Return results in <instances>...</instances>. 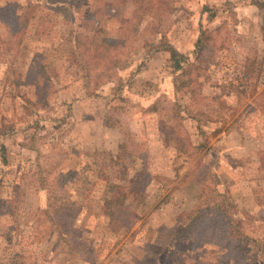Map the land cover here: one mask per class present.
Segmentation results:
<instances>
[{"label": "rangeland", "instance_id": "374dc122", "mask_svg": "<svg viewBox=\"0 0 264 264\" xmlns=\"http://www.w3.org/2000/svg\"><path fill=\"white\" fill-rule=\"evenodd\" d=\"M97 1L0 0V7L16 5L19 16L29 2L39 6L20 47L0 57V197L11 198L0 202V264H264V0H165L161 22L125 1ZM10 31L0 19L2 47ZM99 33L127 44L103 87L73 48L75 37L84 47ZM161 40L180 52L185 72L175 70L167 49H155ZM190 81L187 91L182 83ZM87 108L110 112V124L134 133L126 147L137 156L124 161L132 195L116 217L103 201L120 149L92 153L95 166L86 169L82 150L91 141L72 114L80 118ZM161 120L196 148L176 155L175 143L163 147ZM103 134L104 147L116 146V134ZM210 146L217 154L208 157ZM200 163L211 167L207 182L220 183L251 236L243 253L222 250L207 232H188L201 192L191 170ZM60 172H72L64 184ZM50 184L63 214L56 220L46 214Z\"/></svg>", "mask_w": 264, "mask_h": 264}, {"label": "trees", "instance_id": "16d2710c", "mask_svg": "<svg viewBox=\"0 0 264 264\" xmlns=\"http://www.w3.org/2000/svg\"><path fill=\"white\" fill-rule=\"evenodd\" d=\"M120 1H125V3L137 6L138 12L144 11L145 14L151 17L150 20L152 19L154 21L159 20L161 22L162 16H158L157 13L162 11L164 14V12H166L165 0H113L109 2L107 1V3L109 6H112L114 3ZM100 2L101 0H98L97 5ZM102 3H106V1L103 0ZM38 8V4L29 2L24 10V14H20L19 16L16 5L0 7V19L8 23L11 30L8 46L2 47L0 45V57H6L14 49L20 47L23 39L25 38V34L27 33L29 21L32 19L31 17L34 18L37 15ZM135 19L136 18H130L129 21H126V23L131 26ZM209 36L210 35L208 34H204L199 39L198 51L194 59L195 62H198V60L202 58L204 44ZM90 38L89 42L84 47H81V39L79 36L75 37L73 41V48H75L74 53L77 54V58L82 61L80 63H83L84 67L88 70V76L91 77L92 73L96 72L97 81L100 84H103L107 81H110L114 77L115 71L118 69V66H120L123 58L126 57L127 44L122 38L118 39L112 36H105L104 34L102 35L100 33L97 34V36ZM154 45L156 48L168 49L170 51L171 59L176 71H182L181 73H183V71L185 72L187 70V68L183 66L180 53L173 46H171L169 43H163V40L156 42ZM74 53L73 56H75ZM77 58L74 57V60L76 59V63L78 61ZM6 61L8 62V65L13 64L12 61L10 62V60L6 59ZM210 61L211 60L208 61L209 64ZM41 70L43 71V69H40L39 73L42 74L43 77L44 73L41 72ZM41 80L42 79L40 75L39 80L36 83V89L38 90L43 88V86L41 87ZM20 83H22V80L20 81V78L18 77L17 85ZM191 84V81L189 84L182 83V87H186L184 89L188 91L187 87H189ZM175 106L177 108L176 110H181L182 112L184 107L181 104L176 103ZM174 112L175 113L172 120L176 122L180 121V118L178 117L179 112ZM160 126L164 130L166 136L165 143L168 145H170V143H175V147L180 154L189 153L191 149L194 147L196 148L190 139H180L182 136L180 134H176L178 127L174 128L170 125L171 127L167 128L166 122L162 120ZM125 139L126 137L124 140ZM183 140H185V142ZM124 142L126 143H122L120 146V153L118 154L117 159L112 161V167L110 169L113 171V179H115V182H111L108 195L103 201V205L105 206L106 211H108V215L110 217L119 216L117 213L124 210L127 201L130 200L132 195V193L127 189L126 184H124V182L128 181V165L125 164L124 161L126 157H128V159L129 157H136L137 153L128 152V148L126 147L127 140ZM135 145L138 146V143L135 142ZM261 167L264 169V154L262 155ZM191 172L193 174L192 178L195 182H197V185L200 186L199 191L201 192L196 196V208L190 212L188 217V232L193 230L199 231V234L202 232H207L212 236L211 238L217 239L220 242V248L222 250L235 255L239 252L243 253L252 240L251 236L242 231L241 228L243 224L241 223V219L235 218L236 216L231 213L233 207L228 193L225 190H222L220 183H217L213 178L212 180L209 178V182H207V174L210 175L211 167L205 166L204 163H200V167L196 170L193 168ZM200 172H203V175H205L204 177L202 175V179L198 180L197 177ZM70 174H72V172H60V178H64L61 183L64 184L68 180L67 177L70 176ZM52 186L50 184L46 187V192L49 194V196H46V214L49 215L50 219L55 217L56 220L58 215L62 216L63 214H61L62 211L60 210L57 196L53 197L55 186H53L54 190L51 188ZM1 201L4 200L0 198V202ZM1 211L2 210L0 209V215L3 213V211ZM41 212H43V210L39 211V213ZM69 230L71 232L73 228L71 227ZM67 236L68 233L61 230L60 237L67 238Z\"/></svg>", "mask_w": 264, "mask_h": 264}, {"label": "crops", "instance_id": "0c3cea01", "mask_svg": "<svg viewBox=\"0 0 264 264\" xmlns=\"http://www.w3.org/2000/svg\"><path fill=\"white\" fill-rule=\"evenodd\" d=\"M157 50H160L162 51L163 49H160V48H155ZM176 49V48H175ZM166 50V49H165ZM168 50V49H167ZM166 52L169 53L170 57H171V53L170 51L168 50ZM177 50V49H176ZM178 51V50H177ZM179 52V51H178ZM180 53V52H179ZM102 87L104 86L103 84H100ZM109 85H112V83H110ZM85 96V95H84ZM87 96V95H86ZM83 99V98H82ZM155 102H152L151 104H154ZM150 104V105H151ZM147 106V105H146ZM84 107V106H83ZM89 108H87L86 112L82 114V116L79 118L78 115H74L72 114V118H73V122L76 123L77 125H80L82 126V131L81 133L79 134L80 136H82L83 138H87L88 141L90 140L91 143L90 145H85L84 149L82 151H84L83 153L85 154V156L87 157L86 160L87 162H85L86 164V169L90 168V169H93L95 166L94 164V161L92 160V153H97V151H102V150H107L108 152L112 153V154H115L116 150L117 149H120V146L122 145V143H125L124 141L125 140H128L127 138H131L133 137L134 133L133 131L131 130V128H127V130L125 131V133L122 131V129L119 127V126H116V125H113V124H110L109 123V113L108 111H106L105 113H98L99 111H96L94 114H92V112L90 110H88ZM109 109H111L109 107ZM114 111V110H113ZM71 116V115H70ZM69 116V117H70ZM78 118H76V117ZM99 123V127H95L96 124ZM164 130L161 129L160 132H163ZM101 133H104L103 134V137L104 138H109V136L113 137L115 134L116 136H118V140L116 141V146H113L112 144L115 143V141H109L107 143V145H105V147L102 145V142L99 141L101 140L100 139V135ZM129 133V134H128ZM110 137V138H111ZM126 137V139L124 140V138ZM92 138V140H91ZM134 138V137H133ZM101 142L99 144H95V143H92V142ZM111 142V143H110ZM161 143H162V146L163 147H170L168 144L165 143V140H161ZM101 145V146H99ZM111 145L113 146L112 148ZM6 147V146H5ZM174 147V150H175V153L176 155H180V153L178 152L177 148L175 146ZM210 151L208 152V157H211L213 154H215V150L213 149V147L210 146ZM117 153V152H116ZM217 154V153H216ZM118 155L115 156L113 158V160L117 159ZM90 160H89V159ZM112 160V161H113ZM85 164H83L82 168H84ZM91 172V171H90ZM112 179H113V176H112ZM115 180V179H114ZM111 182H115V181H111ZM2 198V197H0ZM2 199H6V200H9L11 198H9L7 195L6 196H3Z\"/></svg>", "mask_w": 264, "mask_h": 264}]
</instances>
